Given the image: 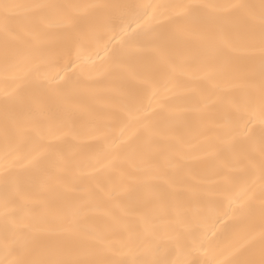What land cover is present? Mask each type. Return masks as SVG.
I'll return each mask as SVG.
<instances>
[{"label": "snow or ice", "instance_id": "obj_1", "mask_svg": "<svg viewBox=\"0 0 264 264\" xmlns=\"http://www.w3.org/2000/svg\"><path fill=\"white\" fill-rule=\"evenodd\" d=\"M20 5L0 0V34L7 51L14 43L16 62L9 64L5 58L4 73L27 65L25 77H30V95L22 94L19 86L6 90L3 99V132L5 164L2 177L7 229L8 206H20L23 196L20 177L12 176L14 163L26 160L24 167L46 175L47 188L41 193L46 197L56 193L58 198L68 197L79 186L84 175L78 173L76 158L64 159L55 165L45 166L43 154L19 155L20 145L15 137L31 133L49 141V151L55 152V141L61 138V125L73 116L75 82L71 77L60 76L59 71L49 77L41 74V67L55 68L61 60L63 68L76 67L75 61L90 44L99 47L106 31L113 30L116 19L114 8H164L169 20L177 27L170 37L146 36L157 53H163L176 35L189 45V62H213L226 87L218 88L214 97L204 100L205 107L219 105L224 109V124L218 125L215 135L204 154L223 163L210 177L204 167L203 157L189 153L191 144L182 136L172 135L184 127L188 117L177 107L160 103L151 107L152 100L162 97L174 78L170 57L162 56L153 73L141 77V86L128 94L116 110L109 113V135L113 150L131 158L145 161L141 182L148 198L141 201L138 189L108 184L94 178L87 199L68 198L58 210L56 226L51 239L44 245L33 243L31 232L34 223L17 226L11 243H5L0 264H173L160 255L163 234L171 232L182 241L195 232L202 233L188 254L195 256L200 250L215 249L216 237L226 228L231 213L246 215L251 212L253 201H259L264 220V0L220 4H168L156 6L41 3L29 7L45 19L58 17V23L49 28L60 31H36L31 20L19 18ZM227 15H222V13ZM192 23L200 25L194 29ZM227 39L217 43V34ZM119 35L116 32L112 39ZM26 36L27 39L22 37ZM35 39L36 43H33ZM240 41L245 42L244 46ZM110 42V41H109ZM131 41L125 40L128 44ZM107 49V44L104 45ZM75 51V56L73 52ZM126 51L114 49L102 58L96 69L100 73L123 66ZM95 67V66H94ZM81 72L87 71L85 68ZM19 78V77H17ZM193 73V79H195ZM150 93V95H147ZM147 95L148 103H144ZM38 110L43 120L30 128H22L15 118L17 111ZM100 168L113 166L110 154ZM245 186L246 200L232 198L229 193ZM62 192H57V189ZM221 198H228V210L218 212ZM99 215L107 221L104 230L88 226L89 219ZM163 221V224L158 221ZM255 240L250 236L244 244L227 252L230 259L217 260L215 264H264V227L260 232L259 253L246 245ZM178 264H212V261L191 259Z\"/></svg>", "mask_w": 264, "mask_h": 264}, {"label": "bare ground", "instance_id": "obj_2", "mask_svg": "<svg viewBox=\"0 0 264 264\" xmlns=\"http://www.w3.org/2000/svg\"><path fill=\"white\" fill-rule=\"evenodd\" d=\"M6 2L20 5L17 10L19 18L31 20L36 31H50L58 33L60 29L49 28V24L58 23V17L48 16L46 19L31 5L41 3H72V4H110V5H140L156 6L168 4H220L226 5L238 3L241 0H6ZM258 2V0H248ZM111 15L116 19L113 30L106 31L103 35L97 55L95 43L88 45L81 53L80 59L75 61L76 67L71 65L63 68L66 62L61 60L55 68L44 65L41 67V74L49 77L59 71L60 76L71 77L75 82L74 101L72 105L73 116L61 125V138L55 141L56 151H49V141L41 139L31 133H20L15 137L16 144L20 145L19 155L43 154L42 159L45 166L55 165L57 162L67 158L75 157L78 167L76 171L82 172L79 186L68 197L58 198L56 193H49L42 197L41 193L47 188V177L40 171L24 167L26 160L21 159L14 163L12 176L20 177L22 182L23 196L20 206H8L7 229L5 226V204L3 200L2 177H0V258L3 257L5 243H11L13 233L17 226L34 223L35 227L31 237L35 245H44L51 239L52 230L56 226L58 210L63 206L64 200L68 198L87 199L91 188L94 186V178L100 179L108 184L128 186L138 189L143 202L148 195L142 187L141 182L145 179L143 169L145 161L139 158H131L123 153L113 150L109 130L111 127L109 113L116 110L125 97L141 86V77L149 75L157 70L161 57H170L174 78L168 85V91L162 93V97L152 100L151 107L156 108L158 104H170L179 108L187 117L186 126L176 129L172 135L182 136L191 144L190 155L203 157L206 161L204 167L208 176H212L216 167L223 163V160H215L211 155H205L203 149L208 146L210 139L215 135L218 125L224 124V109L219 106L205 107L204 100L214 97L218 88L226 87L224 78L215 70L213 62L207 64H193L189 62V45L179 35L171 39L163 53H157L148 42L146 36L161 35L170 37L177 33V27L169 20V11L164 8L155 9L148 7L145 12L143 8H114L110 10ZM227 15V13H222ZM191 27L199 29L200 25L192 23ZM119 32L115 39L113 35ZM23 39L28 37L23 36ZM217 43L227 39V30L224 34H217ZM131 41L125 44L124 41ZM110 41V42H109ZM36 43L35 39L32 41ZM107 44V49L104 45ZM245 42L240 41L244 46ZM123 45L126 56L123 66L119 69L100 73L98 69L102 58L106 53L110 55L114 49ZM14 43H10L6 51L3 35L0 34V173L5 164L4 159V132L3 119L4 110L2 99L6 90L19 86L22 94L30 95L33 90L28 87L30 77H25L27 65L10 71L7 79L4 73L5 58L9 64L16 62L14 57ZM75 56V51L73 52ZM95 66V67H94ZM85 68L87 71L81 72ZM193 73L196 78L193 79ZM19 77V78H17ZM147 95H150L148 93ZM147 95L144 103H148ZM15 118L20 121L22 128H30L43 120L38 110L32 112L17 111ZM110 154L113 159V166L109 169L100 168L98 161L103 162ZM62 192V189H57ZM249 194L245 192L242 183L239 187L229 193L232 198L239 197L246 200ZM229 199L221 198L217 210L220 213L228 210ZM251 212L246 215L231 213L226 219V228H221L216 237L217 246L211 250H200L195 256L188 254L189 250L202 235L197 231L192 236L185 237L182 241L173 238L174 234L168 232L163 234V241L160 255L173 264L178 262L198 259L201 261H212L230 259L227 256L228 250L232 247L244 244L250 236L255 240L246 245L250 251L259 253L260 232L264 227L259 201H253ZM163 224V221H158ZM107 221L94 215L88 221V226L98 231L105 229Z\"/></svg>", "mask_w": 264, "mask_h": 264}]
</instances>
